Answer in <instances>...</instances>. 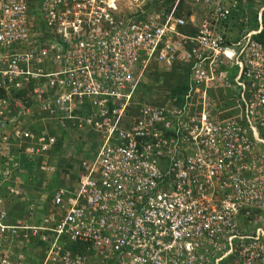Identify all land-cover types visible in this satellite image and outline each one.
<instances>
[{"label":"built area","instance_id":"2783aa9c","mask_svg":"<svg viewBox=\"0 0 264 264\" xmlns=\"http://www.w3.org/2000/svg\"><path fill=\"white\" fill-rule=\"evenodd\" d=\"M120 1L0 0V264H264V2L190 0L195 21L179 0H125L124 16ZM156 70L185 81L138 99ZM27 88L36 134L3 112ZM67 130L97 138L75 179L43 156ZM20 154L62 179L42 204L9 166ZM6 197L27 215L9 219Z\"/></svg>","mask_w":264,"mask_h":264},{"label":"rangeland","instance_id":"374dc122","mask_svg":"<svg viewBox=\"0 0 264 264\" xmlns=\"http://www.w3.org/2000/svg\"><path fill=\"white\" fill-rule=\"evenodd\" d=\"M35 1V0H34ZM33 0H30V5L35 7V2ZM264 0H257L256 4L253 5L255 8H257L260 4H262ZM33 4V5H32ZM145 10L150 9H165L169 6L168 2H164L163 0L158 1V4H142ZM141 5V6H142ZM179 6L180 9L184 12L186 11H193L195 16V21L199 18V10L198 5H193L190 0H180ZM136 6L133 3H128L125 0H121L118 3V15H125L128 12L134 11ZM178 10V6L176 7ZM33 13V12H32ZM39 15L37 13V16L32 17L33 25H30L29 30L30 32H36L40 31L42 28V23L38 20ZM250 21L253 22L254 26L256 22L254 21L255 15H254V9L250 11ZM185 81V75L182 72H179L178 70H172V71H155L150 72L148 76V81L145 85H141L138 87L137 91V98L142 100H159L160 96L165 95L168 92L176 91L179 87V84L184 83ZM35 124L38 122L46 123V121L40 120L39 117L37 119L34 118ZM40 126V125H39ZM48 126H51V124L45 125V129H48ZM52 127V126H51ZM55 130V129H54ZM56 131V130H55ZM57 132V131H56ZM63 139L56 140L58 142L57 147L60 145L59 152L56 156H58V161H60L59 164L56 162V156H54L58 149L55 148V150H48L43 156L45 157V161L47 163H52L54 160L56 163V166L60 170V172L67 173V170H69L72 165L74 166V170L71 174L70 179H75L76 175H74V171L77 170V172L80 171V160H78L81 156H89L91 152L94 151L97 145V138L96 135L91 131L87 132L86 134L72 130H67L64 134ZM66 155V157L64 156ZM69 158V159H68ZM38 160V159H37ZM36 161L31 162L29 164H26L25 167L21 170L20 174H23L22 180H23V195H27L29 198H33L32 193L36 195L37 191H40V194H37L36 199L41 201V204L43 202L47 201L49 191L50 189L56 184V183H62V179L59 176V173L56 174H50L47 173L44 170H41L38 168ZM70 162V163H69ZM77 167V168H76ZM15 171V170H14ZM45 174V175H44ZM54 176L56 177V181L54 179ZM69 179V180H70ZM57 185V184H56ZM5 202L7 203V206L11 207V209L8 211L9 219L11 218H21L24 215H27V204L21 203L17 204L14 203V199L7 197L5 198ZM35 245H32V247ZM32 247H25L24 253L32 255L35 250L32 249ZM31 248V249H30ZM36 249V248H35ZM33 251V252H32ZM29 255V256H30ZM25 264H36V261L34 260H27Z\"/></svg>","mask_w":264,"mask_h":264},{"label":"trees","instance_id":"16d2710c","mask_svg":"<svg viewBox=\"0 0 264 264\" xmlns=\"http://www.w3.org/2000/svg\"><path fill=\"white\" fill-rule=\"evenodd\" d=\"M164 2H168L169 6L166 7L165 9H163V11H167L168 9H170V7L172 6V3H173V0H163ZM161 2V0H160ZM158 4V1L156 0H153L152 2H148L147 4ZM180 4V0L177 4L178 6V12L181 11V7L179 6ZM187 13H190V11H186ZM262 24H263V32H264V13L262 15ZM260 35V34H259ZM258 35V37H259ZM31 84L32 82H29L28 83V88L31 87ZM27 88V90H21V89H18L16 90L15 92H13V90H10L9 94H4L3 97L4 98H8V101H9V105L7 107L4 108L3 112L5 114L6 117H9L10 119L13 118V124L15 123H20L21 124V127L23 128H27L29 130H31L32 134H36V133H39V129L43 128L42 127V124L40 122H38L37 124H35L34 122V118L39 117L42 118L44 115V113L41 112V109L38 105L37 102L33 101L32 99L29 98L28 94H27V91H29V89ZM11 96H15L16 99H18V101H20L21 103V107L19 106H14L13 104V100H12V97ZM26 109V113L23 112L22 109ZM5 117V118H6ZM40 125V126H39ZM11 126V124H9V127ZM52 126V127H51ZM51 126H48V129L47 131H49V133H54L55 130L57 128H59L58 124H52ZM55 129V130H54ZM60 134L59 136H55V142L54 144L49 148V150H55L58 149V152L54 155L56 156L58 153H59V149H60V145L57 147L58 145V142L56 140L58 139H63L62 137L64 136L65 134V131H60ZM63 135V136H62ZM10 140V139H9ZM11 144L9 145V150L13 153L16 152V147H15V143L17 142V139H13V140H10ZM61 150V149H60ZM57 157V156H56ZM18 163V164H17ZM30 162L27 161L26 159V156L23 155V154H20L19 157L16 159L14 158L13 160H11V162L9 163V166L12 167L13 170H17V169H20V168H23L25 167L26 164H29ZM59 162H57V164H59ZM61 183V182H60ZM60 183H57V184H60ZM2 188L4 189V184L2 185ZM13 200V198H11ZM34 200H36V197L35 198H32ZM14 203H17V204H20L19 201L17 199H14ZM11 209V207H10ZM8 206H6V210L7 212L10 210ZM85 246L86 244L85 243H79L78 241H74V242H67V244H65V247L69 248L70 250L72 251H83L85 250Z\"/></svg>","mask_w":264,"mask_h":264},{"label":"crops","instance_id":"0c3cea01","mask_svg":"<svg viewBox=\"0 0 264 264\" xmlns=\"http://www.w3.org/2000/svg\"><path fill=\"white\" fill-rule=\"evenodd\" d=\"M18 102L21 103L20 101H18ZM39 130H40V129H39ZM59 153H60V152H59ZM64 156L66 157V155H64ZM81 158H82V157H81ZM68 159H69V158H68ZM56 161H58V156L56 157ZM69 163H70V162H69ZM71 165H72V167L69 169V172H70V171L72 172V170H74V166H75V165H73V164H71ZM44 175H45V174H44ZM54 179H55V181H56V177H55V176H54ZM56 184H57V183H56ZM56 184H55V185H56ZM55 185H54V186H55ZM39 192H40V191H37V192H36V195L34 194L35 192L32 193L33 198L37 197V194H40V193H41V192H40V193H39ZM30 199H32V198H30ZM33 201H34V202H39L40 200H38V199L34 200V199H33Z\"/></svg>","mask_w":264,"mask_h":264},{"label":"clouds","instance_id":"9594fccd","mask_svg":"<svg viewBox=\"0 0 264 264\" xmlns=\"http://www.w3.org/2000/svg\"><path fill=\"white\" fill-rule=\"evenodd\" d=\"M43 121H44V120H43ZM40 123H41V122H40ZM45 125H47V124H45ZM85 154H86V153H84V155H85ZM84 155H83V156H84ZM83 156H81V157H83ZM78 160H79V159H78ZM56 162H57V161H56ZM52 163H54V164L56 165V163H55L54 160L52 161ZM68 171H69V170H67V172H68ZM70 172H71V171H70ZM72 172H73V170H72ZM72 172H71V173H72ZM68 173H69V172H68ZM19 203H20V202H19ZM20 204H21V203H20Z\"/></svg>","mask_w":264,"mask_h":264}]
</instances>
